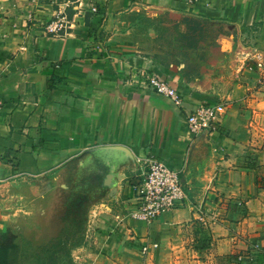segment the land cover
<instances>
[{
  "label": "crops",
  "instance_id": "0c3cea01",
  "mask_svg": "<svg viewBox=\"0 0 264 264\" xmlns=\"http://www.w3.org/2000/svg\"><path fill=\"white\" fill-rule=\"evenodd\" d=\"M71 1L72 32L55 37L35 22L57 8L48 0H0V183L41 189L76 161L121 153L129 159L116 182L122 198L92 215L76 264H225L217 257L226 254L238 264H264V149L240 141L247 130L255 139L247 121L237 126L253 101L244 99L249 81L214 87L148 47L151 22L162 14L224 24L239 33L246 68L258 80L247 57L264 52V0ZM93 4L100 13H89ZM140 72L167 78L183 103L138 87ZM220 97L232 102L211 134L217 149L204 153L205 136L191 137L186 112ZM149 155L186 164L187 198L147 225L123 217ZM192 249L195 257L183 256Z\"/></svg>",
  "mask_w": 264,
  "mask_h": 264
},
{
  "label": "rangeland",
  "instance_id": "374dc122",
  "mask_svg": "<svg viewBox=\"0 0 264 264\" xmlns=\"http://www.w3.org/2000/svg\"><path fill=\"white\" fill-rule=\"evenodd\" d=\"M151 23L156 34L148 47L189 78L227 91L249 81L244 99L250 96L253 101L241 108L237 126L248 123L255 139H249L247 130L245 140L240 133V141L264 149V91L246 68L239 33L224 24L174 14H162ZM240 94L233 104L242 100ZM219 100L226 108L232 102L226 97ZM211 134L198 136H205L200 146L204 153L217 149ZM127 161L121 153L102 150L70 164L41 189L0 183V264H76L92 215L102 203L122 198L125 188L116 182ZM196 251L188 250L183 256L190 259Z\"/></svg>",
  "mask_w": 264,
  "mask_h": 264
},
{
  "label": "built area",
  "instance_id": "2783aa9c",
  "mask_svg": "<svg viewBox=\"0 0 264 264\" xmlns=\"http://www.w3.org/2000/svg\"><path fill=\"white\" fill-rule=\"evenodd\" d=\"M48 4L57 8L53 11L51 18L35 20L40 25L41 31L48 36L61 37L72 32L73 14L71 13V0H48ZM100 6L93 4L89 13L98 14ZM33 19V18H32ZM34 20V19H33ZM257 72V83L264 91V52L255 51L247 57ZM138 87L151 90L157 94L168 97L176 105L183 103V96L171 82L156 73L140 72L136 80ZM226 111V103L221 100L204 101L186 112L188 131L192 138L203 133H213L219 130L221 116ZM186 164L178 168L171 166L163 159L149 155L143 159V173L137 182L132 184L133 193L130 200L133 209L123 218L133 216L147 225L152 224L164 213L173 211L187 198V190L184 182ZM154 248L159 244L153 243ZM143 252L148 254L149 246L143 245Z\"/></svg>",
  "mask_w": 264,
  "mask_h": 264
},
{
  "label": "trees",
  "instance_id": "16d2710c",
  "mask_svg": "<svg viewBox=\"0 0 264 264\" xmlns=\"http://www.w3.org/2000/svg\"><path fill=\"white\" fill-rule=\"evenodd\" d=\"M219 260L225 262V264H238L239 259L237 255L226 254L219 256Z\"/></svg>",
  "mask_w": 264,
  "mask_h": 264
}]
</instances>
